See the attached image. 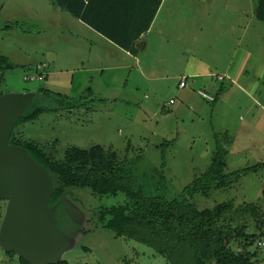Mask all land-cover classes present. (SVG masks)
I'll return each mask as SVG.
<instances>
[{"label":"rangeland","instance_id":"1","mask_svg":"<svg viewBox=\"0 0 264 264\" xmlns=\"http://www.w3.org/2000/svg\"><path fill=\"white\" fill-rule=\"evenodd\" d=\"M218 2L229 11L247 14L253 11L257 0ZM51 3V0H0V53L17 66L4 72L2 93L49 88L52 93L45 99V104L52 108L58 105L54 113L46 112L32 122L20 124L16 132L44 145L55 143L61 158L72 145L85 151L97 145L111 146L121 158L134 160L135 182L167 198L180 194L189 197L209 221L224 231L222 234L232 239V247L237 248L240 238L236 234L242 228L254 235L249 249H257V258L263 263L264 246H259L258 242L264 240V229L261 235L257 210L264 213V171L243 174L241 170L264 161V61H261L264 60V22H258V29L252 27L243 43V49H247L249 33L259 37L253 52L258 57L246 79L249 82L255 77L253 83L241 87L239 83L225 79L219 88L218 101L206 104L209 114L202 121L188 106L180 113L172 104L167 103L166 108L162 106L164 101L169 102L171 94L165 88L159 96L153 91L141 90L135 91L137 99L106 103H92L91 94L86 97L89 102L84 99L85 103L80 105L64 83L28 79L33 69L8 54L13 52L12 45H18L26 38L32 39L31 46L38 47L39 43L45 45L46 40L65 37L58 16L68 12L60 10L58 15ZM52 44L57 47L59 42ZM113 94L110 92V96ZM174 95L172 97L177 99ZM121 96L125 98V95ZM57 98H64L65 102L60 103ZM181 98L179 96L178 103L182 102ZM196 99L199 100L197 96ZM217 139L223 142L222 148L227 151L225 173H233L235 179L227 180V187L209 188L202 175L210 164ZM161 170L163 177L158 175ZM200 185L201 192L197 190ZM68 198L76 209L77 218L74 221L69 217L62 227L73 236L71 247L61 254V259L69 264H198L196 249L192 247L184 248L183 245L176 249L163 245L166 252L162 254L156 246L135 238L119 237L98 224L94 212L100 207L124 202L123 193L98 195L88 188H75ZM6 204L7 201L0 200V222ZM217 243L215 240L210 242L204 264H216L211 252ZM0 264L22 263L17 254L10 253L0 244Z\"/></svg>","mask_w":264,"mask_h":264},{"label":"crops","instance_id":"2","mask_svg":"<svg viewBox=\"0 0 264 264\" xmlns=\"http://www.w3.org/2000/svg\"><path fill=\"white\" fill-rule=\"evenodd\" d=\"M122 1L132 7L142 0H96L97 25L64 13L58 16V23L65 37L46 40L38 47L31 46L32 39L26 38L12 45L13 52L8 55L33 69L34 79L64 83L80 105L84 99L89 102L86 97L91 94L92 103H106L137 99L135 91L141 90L159 96L166 89L171 94L162 106L172 104L177 113L188 106L202 121L209 114L207 105L218 101L225 79L241 87L253 83L255 77L249 82L246 79L258 57L253 52L259 37L249 33L247 49H243V43L252 27L258 29L256 5L244 14L227 10L218 0H162L148 22L142 11L120 10ZM51 4L58 15L64 10L53 1ZM56 41L57 47L52 44ZM39 57L43 60L38 61ZM219 74L224 79H219ZM183 78L186 84L180 86ZM198 89L211 93L216 100L200 97ZM173 94L183 97L182 102L178 103Z\"/></svg>","mask_w":264,"mask_h":264},{"label":"trees","instance_id":"3","mask_svg":"<svg viewBox=\"0 0 264 264\" xmlns=\"http://www.w3.org/2000/svg\"><path fill=\"white\" fill-rule=\"evenodd\" d=\"M51 1L84 22L97 25L95 22L96 12L94 11L96 0ZM122 2L124 3L119 6L120 10L142 11L147 15V21L150 22L162 0H142L133 3L132 7L126 1ZM142 6L146 7L141 8ZM255 16L259 21L264 22V0H257ZM123 44L130 46L127 43ZM16 67L8 56L0 53V94L2 93L4 72ZM51 93V89L43 87L36 91L33 102L15 125L10 137L12 143L25 147L51 173L55 182L51 205H54L64 193L66 196H70L75 188H88L92 193L98 195H117L121 192L126 197L124 202L100 207L94 212L96 222L114 231L117 236L135 238L156 246L162 254L166 252L163 245L166 246L165 248L176 249L183 245L184 248L191 249L192 247L194 250L196 249L198 264H204V254L210 246V242L215 240L218 243L213 247L211 255L216 264H264L257 258V249L254 251L249 249L254 235L246 233L242 228L236 234V237L240 238V240L237 239L240 243L238 242L237 248L232 247L230 245L232 239L228 235L222 234L223 230L218 229L214 222L209 221L198 206L190 201L189 197L180 194L175 198H167L148 189L145 185L135 182L134 160L121 158L111 146L106 148L103 145H97L89 151H85L79 146L72 145L66 148L64 157L61 158L57 154L55 143L44 145L19 135L16 128L20 124L32 122L43 113H54L58 110V105L52 108L45 104V99L50 97ZM57 99L60 103L65 102L64 98ZM75 102L80 104L79 99H75ZM217 140L210 164L202 175L209 188L227 187V180L235 179L233 173H225L227 151L222 148L223 142ZM167 144L162 143L165 146ZM261 171H264V161L242 169L241 173ZM162 172V170L158 171L160 177H163ZM202 185L199 186L198 191L201 190ZM262 194L264 195V187ZM253 209L255 208L253 207ZM257 212V226L262 235L264 213L259 209ZM56 217L61 228L70 219L64 211L63 203L57 206ZM223 239L226 240L223 242ZM20 261L22 264H30L23 258H20ZM49 264H69V262L62 259Z\"/></svg>","mask_w":264,"mask_h":264},{"label":"water","instance_id":"4","mask_svg":"<svg viewBox=\"0 0 264 264\" xmlns=\"http://www.w3.org/2000/svg\"><path fill=\"white\" fill-rule=\"evenodd\" d=\"M36 96L35 91L0 94V200L7 201L0 222V244L30 264L59 262L73 236L58 225L56 208L77 221L71 200L62 194L51 205L54 178L28 150L10 141L11 133Z\"/></svg>","mask_w":264,"mask_h":264},{"label":"built area","instance_id":"5","mask_svg":"<svg viewBox=\"0 0 264 264\" xmlns=\"http://www.w3.org/2000/svg\"><path fill=\"white\" fill-rule=\"evenodd\" d=\"M28 79H34V77H27ZM218 78L219 79H224V75H222V74H219L218 75ZM185 84H186V80H185V78H183L182 80H181V82H180V86H185ZM197 94L200 96V97H202V98H204L205 100H208V101H214L215 100V97H214V95H212L211 93H209V92H207L206 90H204V89H198L197 90ZM171 102H173V100H171ZM258 245L259 246H264V241L263 240H260L259 242H258Z\"/></svg>","mask_w":264,"mask_h":264},{"label":"flooded vegetation","instance_id":"6","mask_svg":"<svg viewBox=\"0 0 264 264\" xmlns=\"http://www.w3.org/2000/svg\"><path fill=\"white\" fill-rule=\"evenodd\" d=\"M69 195V194H68Z\"/></svg>","mask_w":264,"mask_h":264}]
</instances>
